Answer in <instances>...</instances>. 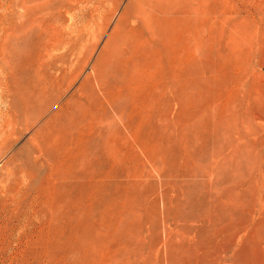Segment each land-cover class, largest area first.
<instances>
[{
  "label": "rangeland",
  "instance_id": "rangeland-1",
  "mask_svg": "<svg viewBox=\"0 0 264 264\" xmlns=\"http://www.w3.org/2000/svg\"><path fill=\"white\" fill-rule=\"evenodd\" d=\"M0 264H264V0H0Z\"/></svg>",
  "mask_w": 264,
  "mask_h": 264
},
{
  "label": "bare ground",
  "instance_id": "bare-ground-1",
  "mask_svg": "<svg viewBox=\"0 0 264 264\" xmlns=\"http://www.w3.org/2000/svg\"><path fill=\"white\" fill-rule=\"evenodd\" d=\"M38 5V4H37ZM39 6V5H38ZM39 149V148H38Z\"/></svg>",
  "mask_w": 264,
  "mask_h": 264
}]
</instances>
